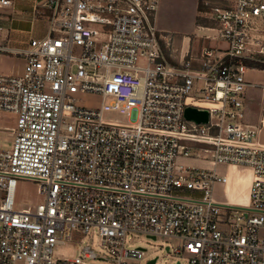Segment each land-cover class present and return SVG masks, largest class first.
Here are the masks:
<instances>
[{
	"label": "built area",
	"instance_id": "1",
	"mask_svg": "<svg viewBox=\"0 0 264 264\" xmlns=\"http://www.w3.org/2000/svg\"><path fill=\"white\" fill-rule=\"evenodd\" d=\"M160 1L49 0L48 34L19 48L3 40L0 12V52L25 62L22 75L0 73V110L17 124L0 127V264L109 259L91 245L55 255L74 231L92 229L115 264L146 255L128 243L131 233L182 239L189 264H264V142L245 111L249 89L264 96V78H248L264 72V0H204L208 36L226 46L204 48L198 68L168 60ZM11 4L0 0V8ZM78 92L114 99L98 109L76 102ZM187 106L209 110L208 122L187 119ZM111 108L128 122L105 119ZM200 150L213 156L201 158ZM218 163L252 167L247 205L212 198L214 183L228 181ZM20 178L39 181L44 201L16 208ZM222 206L240 211L222 221Z\"/></svg>",
	"mask_w": 264,
	"mask_h": 264
},
{
	"label": "rangeland",
	"instance_id": "2",
	"mask_svg": "<svg viewBox=\"0 0 264 264\" xmlns=\"http://www.w3.org/2000/svg\"><path fill=\"white\" fill-rule=\"evenodd\" d=\"M203 3V1H202ZM10 5L0 8L1 14L12 19L15 23L14 26H20L26 31L21 37V35H15L14 30H9L4 24L2 30V38L11 45L9 37L15 40L17 38L18 42L24 43L22 46H28L33 38H43L36 33L31 34L30 29L35 24L37 31H41L40 28L44 26L42 24V16L33 13L32 6L21 9L19 6L16 11H10ZM37 11L40 13L44 11L43 6H39ZM24 12V13H23ZM185 9L182 0L177 2V13L169 15V20L178 21L181 17H185ZM201 15L211 14V8L204 10L199 9ZM21 14H24V18H20ZM51 13H49L50 15ZM184 19V18H183ZM184 21V20H183ZM48 22V27H49ZM50 28V27H49ZM48 29L45 26V30ZM211 33V32H210ZM214 32L211 33V35ZM107 38H104L106 40ZM11 40V39H10ZM26 40V41H25ZM216 41L206 40V44H214ZM219 43H222L220 41ZM79 53V47H76L75 54ZM25 62L24 60L12 52H0V73L11 74V75H22L24 73ZM248 78L252 81L261 80L264 78V72L250 71L248 73ZM112 96H107L103 98L102 94H94L87 92H78L75 94V101L81 104L96 107L98 109L102 108L103 104H111L113 101ZM245 111L247 113L246 120L253 124L258 129V139L264 142V96L263 92L259 87H253L249 90L248 95L245 99ZM103 117L108 120H116L120 122H128V115L126 112H122L119 108L103 109ZM16 117L13 113L6 110H0V127L10 129L16 127ZM12 132L5 130L2 133L3 146L9 147L13 140ZM201 158L212 157V153H208L204 150H200L196 153ZM203 160V159H202ZM186 162L193 161L192 159H185ZM199 162V161H198ZM218 173L224 174L228 177V181L215 182L212 188V198L220 204H232L236 205L237 202L240 205H247L249 203L251 185L253 180V169L248 164L240 163H218L215 166ZM45 195L40 191V182L34 179L20 178L15 190V207L21 208L27 206L28 204L36 206L38 203L44 201ZM240 211L238 208H228L222 206L220 209V219L222 221H232L231 214ZM224 228V226H222ZM76 239L73 242H67L65 244H57L55 247V255L60 257H67L71 255H78L80 251V246L91 245L92 248L98 253L106 254L109 259L100 258H86V264H115L110 258L112 255L105 250L100 244V236L97 229H92L89 234L83 233L81 230L79 232L74 231ZM132 238L129 239L128 243L133 245H139L147 248V253L144 258L139 262V264H177L178 260H182L185 264H189L188 253L183 248L184 241L177 237L169 236H159L157 239L148 238L141 233H131ZM144 241V242H143ZM167 246H171L174 250L176 248H182V253L172 252L169 253ZM155 257L157 261L155 263H150ZM85 264V263H84Z\"/></svg>",
	"mask_w": 264,
	"mask_h": 264
},
{
	"label": "crops",
	"instance_id": "3",
	"mask_svg": "<svg viewBox=\"0 0 264 264\" xmlns=\"http://www.w3.org/2000/svg\"><path fill=\"white\" fill-rule=\"evenodd\" d=\"M203 1V3H202ZM49 0H12L10 5V11H16L19 6L21 9L32 6L33 13L42 16V24L44 26L40 28L41 31H37L35 24L31 27V34L36 33L41 37H45L49 32L48 22L50 8L45 5ZM177 2L178 0H161L158 15L157 25L160 29L162 38V45L164 47L168 60L175 65L181 64L184 60L189 59L193 67H200L201 58L204 48L208 47H225L226 43L222 40L213 39L208 35L212 33L207 27L213 25V21L209 19L208 14L201 15L199 9L202 8L207 10L208 6L205 5L204 0H182L185 9V17H181L178 21L169 20L168 14L173 15L177 13ZM44 7V11L40 13L37 11L39 6ZM24 13V12H23ZM24 14H21L20 18H24ZM5 18V17H4ZM4 24L9 30H14L15 35H22L26 29L20 26H14L12 19L6 17ZM184 20V21H183ZM45 26L48 28L45 30ZM211 32V33H210ZM11 39V40H10ZM206 40L216 41L214 44H206ZM11 45L8 41H5L10 47H23L25 43L18 42L17 38L13 40L9 37ZM26 41V40H25ZM222 41V43H219ZM250 90V89H249Z\"/></svg>",
	"mask_w": 264,
	"mask_h": 264
},
{
	"label": "water",
	"instance_id": "4",
	"mask_svg": "<svg viewBox=\"0 0 264 264\" xmlns=\"http://www.w3.org/2000/svg\"><path fill=\"white\" fill-rule=\"evenodd\" d=\"M184 115L187 119L194 120L196 122H208L209 120V110L205 108H199L195 106H187L185 108ZM155 239V237H153ZM157 257L151 260L152 263H155ZM177 264H182L180 260L177 261Z\"/></svg>",
	"mask_w": 264,
	"mask_h": 264
},
{
	"label": "trees",
	"instance_id": "5",
	"mask_svg": "<svg viewBox=\"0 0 264 264\" xmlns=\"http://www.w3.org/2000/svg\"><path fill=\"white\" fill-rule=\"evenodd\" d=\"M249 65H253V64H256V65H258V66H261V65H259L258 63H253V62H251V61H246Z\"/></svg>",
	"mask_w": 264,
	"mask_h": 264
}]
</instances>
